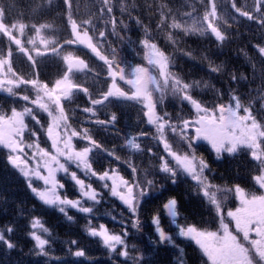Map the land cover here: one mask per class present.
Here are the masks:
<instances>
[{
    "label": "trees",
    "instance_id": "obj_1",
    "mask_svg": "<svg viewBox=\"0 0 264 264\" xmlns=\"http://www.w3.org/2000/svg\"><path fill=\"white\" fill-rule=\"evenodd\" d=\"M213 3L215 16L204 20ZM257 7L255 0H68L67 4L66 0H0V61H3L0 79L37 80L52 87L58 79L68 77L71 84L79 85L70 98L62 100V105L70 129L81 135L87 129L97 147L76 137L72 141L74 149L92 147L89 163L97 175L105 171L110 175L118 173L130 184L139 185L134 194L141 189L148 191L147 196L139 197L138 212L133 216L118 198L111 196V181H107L109 188H105L104 181L85 176L75 164L69 163V175L57 173V179L64 185L58 194L61 198L81 199L82 206L93 208V212L85 214L66 207L62 213L57 206L45 205L35 196L27 179L8 162L9 150L0 146V232L14 244L8 249L0 242V264H209L193 240L178 236V229L163 209L164 203L173 197L177 200L180 225L218 230L221 216L224 223L231 224L227 212L239 204L237 185L251 194L263 192L255 177L264 174V164L244 147L234 154L223 152L217 158L208 146L184 140L180 127L175 132L166 127L162 140L156 125L148 123L147 109L139 101L110 97L105 106L97 105L94 113H86L85 108L93 107L91 100L102 98L112 83L108 66L91 49L111 61L114 69L129 72L144 65L155 70L148 64L145 58L148 50L142 44L149 40L168 57V72L189 84L188 94L203 107L212 109L220 104L234 107L232 97H236L242 105L239 112L246 115L243 109L249 108L264 128V54L260 52L264 48L261 22L264 8L257 12ZM243 12L256 18L249 19L241 15ZM174 23L182 27H171ZM209 23L223 34V40L216 39ZM194 24L203 31L184 30ZM80 41H86L89 47ZM37 50L46 54L37 55ZM213 68L219 71H212ZM116 83L124 92L131 93L129 86L118 80ZM13 92L14 95L0 89V115L11 116L13 109H32V115L24 118L23 141L36 143L54 154L47 137L51 118L31 103L36 90L30 84H20ZM160 94L155 101L156 115L169 124L179 126L197 117L192 105L181 98L182 94L173 95L170 88L163 99ZM25 95L28 101L22 99ZM113 114L114 123H96L110 121ZM187 135L193 136L194 130L190 129ZM133 138L139 144L138 150L128 146V140ZM164 141L177 154H194L207 163L204 175L215 186L214 191L219 189L216 192L221 202L219 214L190 176L177 169L173 183L169 174L160 170L164 161L176 168V161L164 149ZM261 147L264 148V142ZM35 151L25 149L29 168L36 166L37 161L32 159ZM71 172H76L85 184H91L99 193V203L81 198ZM147 181L153 184L149 186ZM32 186L38 190L44 187L35 178ZM156 215L174 244L159 243L152 224ZM33 219H39L48 230L45 233L37 229L38 235L48 241L44 249L47 255L39 254L31 236ZM137 219L139 227L133 228ZM100 225L110 234L120 235L125 245H117L115 251H110L102 238L89 235V227L99 230ZM81 250L84 255L76 256L75 252ZM125 250L128 257L120 255Z\"/></svg>",
    "mask_w": 264,
    "mask_h": 264
},
{
    "label": "snow or ice",
    "instance_id": "obj_2",
    "mask_svg": "<svg viewBox=\"0 0 264 264\" xmlns=\"http://www.w3.org/2000/svg\"><path fill=\"white\" fill-rule=\"evenodd\" d=\"M255 2L258 5L257 12L261 8H264V0H255ZM67 3L68 0H66ZM233 7H235V4H233ZM215 10L216 6L213 3L211 11L206 13L204 20L215 16ZM236 11L239 12L240 9L237 8ZM241 15L247 16L249 19L256 18L248 12H243ZM261 22L264 23V20ZM113 24H115V21H113ZM171 27L179 29L182 26L174 23ZM208 27L217 40L224 39L223 34L212 23H209ZM184 30L193 32L203 31V29L195 24L190 29ZM101 38H103V34ZM80 43L89 47L86 41H80ZM142 44L148 50L145 57L148 64L158 71L160 79L152 75L148 68L137 66L132 68V78L125 80L123 68L116 67L114 69L111 61L106 57L99 56L94 49H91L108 66V76L112 83L107 92L102 95V98L91 100L93 107L85 108L84 111L86 113H94V108L97 105L105 106V101H108L110 97L122 98L127 101H139L147 109L145 115L147 116L148 123L156 125L157 132L160 134L162 140L166 127L171 128L173 132L176 131L177 127H180V135L184 140H189L190 142L207 141L217 158H220L223 152L234 154L238 149L244 147L251 150V156L254 159L264 164V148L261 147L262 142H264V128L257 123L249 108L243 109L246 115H239L242 105L236 97H232L235 101L234 107L231 104L228 106L224 104L217 105L215 110L203 107L200 102L188 94L190 85L183 83L174 74L168 72V57L149 40L142 41ZM260 52L264 54V48H260ZM44 54L46 53L37 50V55ZM2 66L3 61H0V67ZM212 71H219V68H213ZM2 75L3 73L0 72V76ZM117 78L125 81L126 84L132 87L133 91L131 94L124 92L117 85ZM20 84L32 85L36 90V98L31 103L47 113L51 118V122L47 128V137L51 141L54 154L41 149L36 143H24L22 138L26 130L24 118L26 115H32V109L27 107L23 111L13 109L11 116L8 117L0 115V146L9 150L8 162L27 179L28 187L35 196L45 205L57 206L62 213H65L66 207L77 209L79 212L85 214L92 213L93 208L83 207L81 199L71 200L61 198L58 194V190L63 189L64 185L57 179V173L63 172L65 175H69L67 165L73 163L84 172L85 176H94L98 180L104 181L105 188H109L107 181H111V196L118 198L127 207L128 211L135 216L139 208V197L147 196L148 191L141 189L137 194H134V188H138L139 185L130 184L122 176H119L118 173L110 175L108 171H105L103 174L97 175V173L92 171L89 163V154L92 151V147H97L96 142L88 135L87 129L81 135V133L71 130L68 125V117L65 114L62 100L70 98L73 90L78 89L80 86L69 83L66 78L57 81L52 87H49L46 83L41 85L37 80L13 81L0 79V89L13 95L15 94L13 88L18 87ZM169 88L173 95L182 94L181 98L192 105L199 117L198 119L192 121L185 120L182 125L177 126L169 124L164 117L156 115V105L153 102L152 92L154 90L159 91L161 99H163L164 92ZM82 90L85 93L88 91L86 88ZM22 99L28 101L29 97L25 95ZM115 120L116 116L113 114L110 121L97 120L96 123L105 125L114 123ZM36 122L39 123L38 120ZM190 129L194 130L193 136L187 135ZM76 137L90 141L92 147H85L79 151L75 150L72 141ZM127 143L132 149H139V144L135 142V138L128 140ZM188 146L191 148V143ZM26 148L36 149L32 154V159L37 161L35 168H29L25 153ZM164 149L176 161V168L170 167L168 162L164 161L160 165V170L169 174L173 183L176 180L177 169L190 176L219 214L221 212V202L217 199L216 195L219 189L214 191L215 186L210 185L207 177L204 175L205 170L208 169L207 163L202 158H197L194 154L191 156L188 154H177V152L171 150L170 145L166 141H164ZM62 160L63 162H61ZM133 173H135V169H133ZM70 177L79 187L81 198L99 203L97 199L99 193L92 188L91 184H85L84 180L77 177L76 172H71ZM33 178L43 181V190H38L32 186ZM255 180L261 188H264V174L255 177ZM147 184L151 186L153 182L147 181ZM235 193L240 201V207H237L235 211L227 212V216L235 222V234L229 229V225L224 223L223 216L220 217V228L222 230L220 232L200 230L195 225H180L177 223L179 213L177 200L174 197L164 203L163 209L178 229V236L193 240L207 257L209 264H264V195H251L249 197L238 185L235 188ZM67 218L69 220L72 219L70 216ZM152 224L155 226V232L158 235L160 244L166 242L174 244L173 237L161 228L159 215L152 218ZM31 227L33 229L31 236L36 242L39 254L47 255L44 249L48 241L37 235L36 229H42L45 233L48 230L42 227L39 219H33ZM132 227H139L138 219L133 221ZM11 231L12 229L9 228L8 232ZM88 232L93 237L102 238L104 246L110 251H115L117 245H125V240L120 235L110 234L104 225H100L99 230L89 227ZM0 242L6 244L8 249L14 247L11 241L6 240L2 232H0ZM75 255L78 257L83 256L84 252L82 250L77 251ZM120 255L128 257L129 253L125 250L121 251Z\"/></svg>",
    "mask_w": 264,
    "mask_h": 264
},
{
    "label": "rangeland",
    "instance_id": "obj_3",
    "mask_svg": "<svg viewBox=\"0 0 264 264\" xmlns=\"http://www.w3.org/2000/svg\"><path fill=\"white\" fill-rule=\"evenodd\" d=\"M141 67H145V68H148V70H149V72L152 74V75H154V76H157V78L158 79H160V77H159V74H158V71L155 69V70H153V69H151L149 66H142L141 65ZM131 72H132V70L131 71H125L124 70V73H125V80H127V79H130V78H132V75H131ZM67 79V81L69 82V83H71V81H70V79L68 78V77H64V78H61V79H58L57 81H61V80H64V79ZM117 80L118 81H120V82H122V83H124V84H126L125 83V81H122V80H120L119 78H117ZM56 81V82H57ZM55 82V83H56ZM127 86H129V88L131 89V92L133 91V89H132V87L130 86V85H128V84H126ZM129 94H131V93H129ZM159 94H160V92L159 91H153L152 92V98H153V102L155 103V101L158 99V97H159ZM161 95V94H160ZM156 108V107H155ZM216 109V107L215 108H212V109H210V110H215ZM239 115H241V116H243V114H241L240 112H239ZM158 116V115H157ZM199 117H198V115H197V117L195 118V119H198ZM195 119H193V120H195ZM202 141H204V140H199V141H195L197 144H202ZM204 142H206L208 145H210L207 141H204ZM211 146V145H210ZM185 154V153H184ZM184 154H179V155H184ZM187 154V153H186ZM189 155V154H188ZM189 156H191V155H189ZM41 181V180H40ZM42 182V185L44 186V184H43V181H41ZM43 189H44V187H43ZM42 189V190H43ZM245 192V194L247 195V196H251V195H264V188H263V192L261 193V194H251V193H248V192H246V191H244ZM237 207H240V202H239V204H237V206L234 208V209H232V210H229V211H235V209L237 208ZM228 218H230V217H228ZM231 219V218H230ZM228 223V225H229V229L230 230H232L233 232H234V229H233V227H235V222L232 220L231 221V224H230V221H227ZM207 231H218V232H220V231H222L221 230V228L220 229H218V230H207ZM36 233H37V235H38V230L36 229ZM234 234H235V232H234Z\"/></svg>",
    "mask_w": 264,
    "mask_h": 264
},
{
    "label": "flooded vegetation",
    "instance_id": "obj_4",
    "mask_svg": "<svg viewBox=\"0 0 264 264\" xmlns=\"http://www.w3.org/2000/svg\"><path fill=\"white\" fill-rule=\"evenodd\" d=\"M202 144L204 145V146H208L209 148H210V150L212 151V153H213V155H216L215 154V152H214V150L211 148V146L210 145H208L206 142H204V141H202ZM240 202V201H239ZM232 221V220H231ZM233 229L235 230V227H233Z\"/></svg>",
    "mask_w": 264,
    "mask_h": 264
}]
</instances>
